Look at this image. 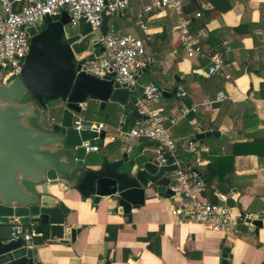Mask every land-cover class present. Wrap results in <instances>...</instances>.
Segmentation results:
<instances>
[{"label": "crops", "instance_id": "0c3cea01", "mask_svg": "<svg viewBox=\"0 0 264 264\" xmlns=\"http://www.w3.org/2000/svg\"><path fill=\"white\" fill-rule=\"evenodd\" d=\"M226 1L231 4L226 12L215 10L208 0L184 2L199 12L210 10L204 24L198 23L203 17H191L190 30L206 51L223 59V70L213 76L205 73L206 59L184 56L176 41V17L172 12H143L152 0H131L122 15L111 16L109 24L118 34H132L143 40L152 58L146 71L136 76L137 87L151 82L158 72L166 78L167 87H182L183 97L176 94L159 99L157 108L166 123L183 106L200 104L205 99L214 101L210 107L199 105L196 113L181 118L172 134L180 150L190 145L185 138L201 130L218 134L205 137L200 146L195 144L197 156L190 153L187 159L211 179L214 190L205 193L206 200L216 203L217 193L227 196L240 234L225 236L198 224L178 222L171 215L172 208L181 201L177 195L165 197L149 191L126 223L122 216L112 213L114 203L101 201L94 206L92 199L82 198L75 190L64 197L52 193L66 209L64 226L80 232L73 244L30 233L28 247L38 263L221 264L222 249L227 247L229 264H264V0ZM140 21L146 24L145 31L138 26ZM143 74L145 82L140 81ZM219 94L225 98L216 101ZM63 110L68 111L60 102L50 105L44 111L45 124L66 125ZM70 114L71 126L76 120L94 127L105 125V138L93 143L98 151L88 153L91 159L111 161L122 154L130 155L131 164L157 159L154 142L143 138L125 141L116 136L118 129L126 131L139 123L130 115L123 120L117 105L107 103L101 109L94 101H88L80 113ZM190 120L195 124L191 125ZM201 148L204 149L199 152ZM240 212L258 216L262 225L256 233L240 218ZM113 226L118 228L113 230Z\"/></svg>", "mask_w": 264, "mask_h": 264}, {"label": "water", "instance_id": "95a60500", "mask_svg": "<svg viewBox=\"0 0 264 264\" xmlns=\"http://www.w3.org/2000/svg\"><path fill=\"white\" fill-rule=\"evenodd\" d=\"M111 16L104 8L97 31L81 21L73 33L65 11L46 16L39 29H25L29 45L21 73L0 81V227L10 229L9 223L16 221L24 234L73 244L80 229L64 226L66 209L52 193L64 197L75 190L82 198L92 199L94 206L101 201L114 203L112 213L129 223L132 211L143 204L149 191L173 196L168 188L172 174L192 166L188 153L166 163L146 158L131 164L129 154L98 162L85 147L103 140V130L45 124L44 111L56 102L73 113H80L88 101L101 109L109 103L121 109L123 120L127 115L141 119L136 103L142 98V87L118 84L112 74L100 78L80 71L85 61L101 51L97 39L109 32ZM151 83L158 86L163 99L177 94L178 87H167L161 72L153 74ZM207 136L218 134L201 130L184 141L200 146ZM193 170L206 184L208 175ZM239 215L255 233L262 225L256 215ZM28 246L22 235L0 236V264H40ZM228 253L224 247L221 264H229Z\"/></svg>", "mask_w": 264, "mask_h": 264}, {"label": "built area", "instance_id": "2783aa9c", "mask_svg": "<svg viewBox=\"0 0 264 264\" xmlns=\"http://www.w3.org/2000/svg\"><path fill=\"white\" fill-rule=\"evenodd\" d=\"M186 0H152L144 7L148 14L155 10L167 9L175 17L176 41L187 59H206L205 73L213 76L221 72L225 66L223 59L214 53L206 51L190 30V18H200L195 12L191 17L184 12ZM131 0H0L2 15L0 16V81L10 77H18L23 67V59L28 53L29 39L26 28H41L46 16H53L65 11L69 17V27L76 28L82 21L91 31L99 30L101 26V12L106 8L112 15H122ZM40 24V25H39ZM138 26L145 31L147 26L140 21ZM97 43L101 48L98 56L85 61L80 71L87 74L104 77L113 75L118 84L136 85V76L145 70L152 58L146 52L143 40L132 34H118L110 26L105 36H100ZM177 96L185 94L181 86H177ZM225 98L219 94L216 101ZM160 99L158 86L148 82L142 87V98L137 100L136 111L141 119L136 127L129 130L118 129L116 136L125 141L133 138H147L155 143L157 160L166 163L169 159L176 160L184 153H195V144L180 150L173 138V129L177 122L189 114L196 113L199 105L210 107L214 101L203 100L200 104L190 107L183 106L177 114L167 119L160 114L157 104ZM191 125L195 124L190 120ZM77 131L87 130L94 126L85 125L80 120L73 123ZM96 128L105 130V125L99 123ZM98 147L89 145L85 152H97ZM176 163V162H175ZM194 167L179 168L172 174L169 190L181 198L171 210V215L178 222L198 224L205 230L225 236H238L237 222L233 208L227 204V196L216 194L218 202L212 203L204 198L207 185L198 178ZM214 190L212 185L209 190ZM10 238L22 235L25 241L30 240L29 234H24V227L13 221L9 223Z\"/></svg>", "mask_w": 264, "mask_h": 264}, {"label": "trees", "instance_id": "16d2710c", "mask_svg": "<svg viewBox=\"0 0 264 264\" xmlns=\"http://www.w3.org/2000/svg\"><path fill=\"white\" fill-rule=\"evenodd\" d=\"M208 1L211 3L212 7L215 10H218V11H221V12H226L229 9H231V4L228 3V1H226V0L222 4H221L220 1H216V0H208ZM184 12L191 17L192 13L199 12V11L195 7H193L191 4H188L187 6H184ZM199 13H200V18L203 17L204 20L203 21H198V23L204 24L209 19L210 10H203V11H201ZM200 18H198V19H200ZM190 23L192 24V22H190ZM263 88H264V84H263ZM261 91H262V88H261ZM52 104L53 103H51V105ZM62 119H63L64 124L70 125L71 121H72V116H71L70 112H68L66 110H63L62 111ZM143 139L149 140L147 138H143ZM149 141H151V140H149ZM208 167L210 169L212 167L211 164ZM206 185H207V191H209V186L212 185L210 178L206 180ZM211 202L215 203L214 201H211ZM117 228H118V226H113V230H116ZM9 235H10V229H6L5 227H0V236L5 237V236H9Z\"/></svg>", "mask_w": 264, "mask_h": 264}, {"label": "rangeland", "instance_id": "374dc122", "mask_svg": "<svg viewBox=\"0 0 264 264\" xmlns=\"http://www.w3.org/2000/svg\"><path fill=\"white\" fill-rule=\"evenodd\" d=\"M121 20V19H120ZM114 21H118L116 18L114 19ZM40 25V24H39ZM71 30H72V32L73 33H75V32H77V30H75V28H71ZM145 74H143L141 77H140V81L141 82H145ZM102 115H103V112L101 113ZM88 116V115H87ZM95 119H97V118H95ZM103 119H105V118H103ZM90 156H92V157H97L95 154H91ZM189 157V155L187 154L186 155V159Z\"/></svg>", "mask_w": 264, "mask_h": 264}]
</instances>
